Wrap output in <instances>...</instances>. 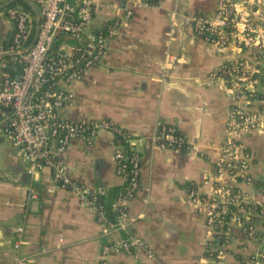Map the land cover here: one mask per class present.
<instances>
[{
    "label": "crops",
    "instance_id": "obj_1",
    "mask_svg": "<svg viewBox=\"0 0 264 264\" xmlns=\"http://www.w3.org/2000/svg\"><path fill=\"white\" fill-rule=\"evenodd\" d=\"M95 1L94 29L123 17L127 10L131 14L109 39L102 62L75 81V100L62 111L74 121L111 119L130 135L140 155V187L127 205L130 215L143 213L131 229L154 253L149 256L141 247L131 253L112 250L108 260L113 264H197L203 258L205 264H252L249 258L260 248V238L238 225L226 255L206 257L205 243L211 234L205 216L188 199L191 183L200 191L211 190L202 180L219 156L230 102L220 85L206 84L205 77L230 55L216 52L196 36L191 22L197 12L212 14L216 0ZM11 29V20L0 15V38ZM166 52L179 59L162 76L160 63ZM260 109L264 115V105ZM161 121L177 125L186 136V147L174 150L155 145L153 134ZM245 141L254 152L253 172L260 175L264 134L249 135ZM114 146V133L102 129L91 144L75 140L61 154L71 177L99 191L106 202L125 184L115 172ZM29 184L26 164L16 156L10 139L0 135V264H98L102 244L122 232L106 231L73 191L53 181L50 168H44L35 181L36 197L28 196ZM240 186L251 194L255 191L251 184ZM106 213L114 218L110 206ZM20 224L25 242L16 247L15 229ZM257 225L260 229L261 224Z\"/></svg>",
    "mask_w": 264,
    "mask_h": 264
},
{
    "label": "built area",
    "instance_id": "obj_2",
    "mask_svg": "<svg viewBox=\"0 0 264 264\" xmlns=\"http://www.w3.org/2000/svg\"><path fill=\"white\" fill-rule=\"evenodd\" d=\"M32 1L39 10L37 31L35 13L18 3L0 8V15L12 22L10 33L0 38V135L10 139L16 156L26 164L28 196H37L35 181L48 167L53 181L73 191L79 204L92 209L106 231L122 232L117 239L102 244L98 264H113L106 256L112 250L131 253L141 247L153 256L148 242L131 229L143 213L134 216L128 211L127 201L140 187V155L130 135L111 119L74 121L62 111L75 100V81L102 62L109 39L117 34L121 20L129 17L131 10L94 29L95 0ZM191 22L196 36L216 52L230 55L205 76L206 84H219L230 102L219 156L202 180L211 190L200 191L191 183L188 199L195 211L205 216L211 234L205 243L206 257L223 258L234 225H238L260 238V248L249 260L264 264V195L255 185V180L264 179V170L260 175L253 172L254 152L245 141L249 135L264 134L260 109L264 105V0H216L212 14L197 12ZM178 59L166 52L160 63L162 76ZM102 129L114 133L115 172L125 181L110 202L112 219L100 192L74 180L61 156L72 141L91 144ZM153 141L159 147L180 150L186 147L187 139L176 124L161 121L156 124ZM242 182L253 185L254 193L242 189ZM257 224H261L260 229ZM15 230L17 247L25 242L23 225ZM197 264L205 261L201 258Z\"/></svg>",
    "mask_w": 264,
    "mask_h": 264
},
{
    "label": "trees",
    "instance_id": "obj_3",
    "mask_svg": "<svg viewBox=\"0 0 264 264\" xmlns=\"http://www.w3.org/2000/svg\"><path fill=\"white\" fill-rule=\"evenodd\" d=\"M16 3H21V5L24 7V8H26L27 10H30L32 13H34V11H33V9H32V7H31V5L26 1V0H14V1H12L11 2V4H16ZM125 183V182H124ZM255 185H256V187L258 188V190H259V194L260 195H264V179H257V180H255ZM122 189V188H121ZM119 193V192H118ZM118 193H116V195L115 196H117L118 195ZM114 196V197H115ZM113 197V198H114ZM102 198V200L105 202V205H106V208H108L109 209V206H110V202L112 201H105V199L103 198V197H101ZM112 198V199H113Z\"/></svg>",
    "mask_w": 264,
    "mask_h": 264
},
{
    "label": "water",
    "instance_id": "obj_4",
    "mask_svg": "<svg viewBox=\"0 0 264 264\" xmlns=\"http://www.w3.org/2000/svg\"><path fill=\"white\" fill-rule=\"evenodd\" d=\"M12 1H14V0H8V1H5L4 3H0V8L3 7V6H5V5H7V4H9V3H11ZM26 1L29 2L31 5H33V7H34L35 17H36V31H37L38 30V27H39V22H40V16H39L38 7H37V5L32 0H26Z\"/></svg>",
    "mask_w": 264,
    "mask_h": 264
}]
</instances>
